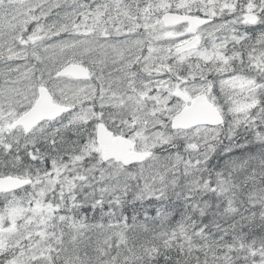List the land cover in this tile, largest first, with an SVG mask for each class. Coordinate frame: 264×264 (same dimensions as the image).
Instances as JSON below:
<instances>
[{
	"label": "snow or ice",
	"instance_id": "obj_1",
	"mask_svg": "<svg viewBox=\"0 0 264 264\" xmlns=\"http://www.w3.org/2000/svg\"><path fill=\"white\" fill-rule=\"evenodd\" d=\"M0 264H264V0H0Z\"/></svg>",
	"mask_w": 264,
	"mask_h": 264
}]
</instances>
